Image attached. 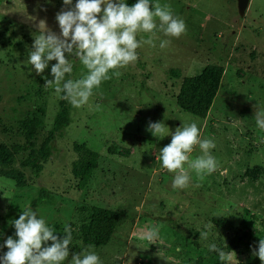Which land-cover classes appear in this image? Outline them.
<instances>
[{
    "label": "rangeland",
    "instance_id": "obj_1",
    "mask_svg": "<svg viewBox=\"0 0 264 264\" xmlns=\"http://www.w3.org/2000/svg\"><path fill=\"white\" fill-rule=\"evenodd\" d=\"M136 2L126 0L129 6ZM151 3L168 5L184 21L185 32L179 38L165 36L159 27L138 32V41L151 38L154 46L143 44L136 61L110 70L111 78L93 89L89 102L73 107L71 123L54 141L39 178L20 167L27 153L15 156L13 166L24 185L17 188L0 177V246L9 236L16 238L11 222L45 188L54 201L32 209L55 234L62 235L68 226L73 230L70 254L61 264H71V253L85 251L97 254L101 264H195L198 259V264H221L209 250L212 243L231 254L227 264H262L252 248L264 238V143L258 142L264 131L255 120L256 112H264V0H250L243 18L236 0ZM62 7L63 0H0V148L23 145L34 119L36 147L52 127L61 93L55 92V84H44L45 78L53 79L50 70L56 61L36 75L27 58L34 37L45 27L59 34L56 13ZM165 40L170 43L161 48ZM70 62L73 71L65 79H80L87 70L76 59ZM207 65L224 72L207 117L199 119L181 110L176 97L183 79L199 75ZM149 121L164 123L165 132L154 136L146 130ZM191 123L197 124L200 139L215 143L210 153L217 169L198 176L186 163L188 186L174 189L176 173L162 167L160 150L177 127ZM74 144L99 154L83 190L72 175L78 160ZM200 155L196 145L189 158ZM93 206L121 215L105 247H88L79 239L78 228ZM210 222L211 229H206ZM153 228L158 238L143 239ZM202 231L209 232L207 239L200 236ZM246 232L251 236L248 245L226 250ZM6 251L0 247V255Z\"/></svg>",
    "mask_w": 264,
    "mask_h": 264
},
{
    "label": "clouds",
    "instance_id": "obj_2",
    "mask_svg": "<svg viewBox=\"0 0 264 264\" xmlns=\"http://www.w3.org/2000/svg\"><path fill=\"white\" fill-rule=\"evenodd\" d=\"M159 20V25L156 23ZM60 32L49 29L40 31L34 37L28 52L27 63L36 75L44 73L50 61L53 79L45 78L44 86L55 84V92L63 93L62 99L68 100L73 107L79 108L89 102L93 89L102 81L110 79V70L123 68L137 60V49L143 44L154 46L151 38L138 41V32L151 33L159 27L165 36L179 38L186 30L183 20L173 16L168 5H153L151 0H137L129 6L126 0H63V7L56 13ZM170 41H161L160 47H166ZM67 54V56H66ZM70 58L78 60L87 70L80 79H65L71 74L73 65ZM119 75V72H115ZM257 127L264 131V112H256ZM154 136L165 132L162 122L149 121L146 129ZM171 142L160 150L159 160L162 167L170 173H176L172 181L173 188L188 186L189 174L184 165L198 176L211 174L217 169V161L210 153L215 148L211 139H200L196 123L182 124L171 134ZM264 143V137L258 141ZM198 145L202 155L190 160L189 154ZM15 228V237L9 236L0 247L7 251L0 255V264H61L70 254L72 228L68 226L62 235L47 226L31 206L21 211L18 219L11 222ZM211 222L205 225L211 229ZM208 231L200 236L207 239ZM143 239L153 242L158 238V229L153 228L142 235ZM49 242H51L49 244ZM215 251L221 264L231 260V254L225 253L215 243L209 245ZM252 255L258 256L264 264V238L258 246L252 248ZM71 264H101L97 254L90 251L71 253Z\"/></svg>",
    "mask_w": 264,
    "mask_h": 264
},
{
    "label": "trees",
    "instance_id": "obj_3",
    "mask_svg": "<svg viewBox=\"0 0 264 264\" xmlns=\"http://www.w3.org/2000/svg\"><path fill=\"white\" fill-rule=\"evenodd\" d=\"M223 72L224 69L220 66L207 65L199 75L184 78L176 97L177 106L193 117L205 119L211 109ZM62 96L63 93L60 94L58 110L52 127L39 146H35L37 119H34L31 122L32 126L26 128L23 145H13L9 148L2 146L0 148L2 150L0 153V177L14 181L17 188L23 187L24 184L23 175L13 166L15 156L27 153V157L20 162V167L30 169L33 176L39 178L42 165L53 154L54 141L62 136L64 130L71 123L73 106L68 100L62 99ZM73 150L78 155V160L72 165V175L77 180V188L83 190L97 167L99 154L85 145L74 144ZM108 151L112 153L113 149L109 148ZM53 201L52 193L45 188H40L36 197L30 201L29 206L34 208ZM88 211V219L78 228L80 241L88 247L107 246L120 223L121 215L118 212L96 206L90 207ZM260 225L264 228V219L260 220ZM246 240H251L248 232L244 233L238 241L232 240L226 246V250L232 251L242 244L248 245ZM259 260L257 257L256 261ZM200 261V259L196 260L195 264Z\"/></svg>",
    "mask_w": 264,
    "mask_h": 264
},
{
    "label": "water",
    "instance_id": "obj_4",
    "mask_svg": "<svg viewBox=\"0 0 264 264\" xmlns=\"http://www.w3.org/2000/svg\"><path fill=\"white\" fill-rule=\"evenodd\" d=\"M249 3H250V0H236L237 12L241 18L244 17L248 9Z\"/></svg>",
    "mask_w": 264,
    "mask_h": 264
}]
</instances>
